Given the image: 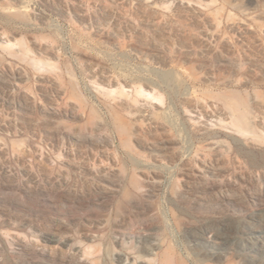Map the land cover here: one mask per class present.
Wrapping results in <instances>:
<instances>
[{"label":"rangeland","instance_id":"374dc122","mask_svg":"<svg viewBox=\"0 0 264 264\" xmlns=\"http://www.w3.org/2000/svg\"><path fill=\"white\" fill-rule=\"evenodd\" d=\"M249 226L264 0H0V264H264Z\"/></svg>","mask_w":264,"mask_h":264},{"label":"bare ground","instance_id":"6f19581e","mask_svg":"<svg viewBox=\"0 0 264 264\" xmlns=\"http://www.w3.org/2000/svg\"><path fill=\"white\" fill-rule=\"evenodd\" d=\"M249 230L250 231H258L259 232V234H258V236L259 235H261V236H264V228H262L261 227V229H256L254 226H249ZM263 238V237H262ZM246 241L248 242V244L250 245V249L252 250V251H256L257 252V249H259L257 246H256V244H255V240H254V238H253V236H247L246 237ZM258 242V241H257ZM262 242V244L264 243L263 241H261ZM260 243V242H259ZM259 246V245H258ZM261 249V248H260ZM213 251V250H212ZM250 252V251H249ZM260 252V251H259Z\"/></svg>","mask_w":264,"mask_h":264}]
</instances>
